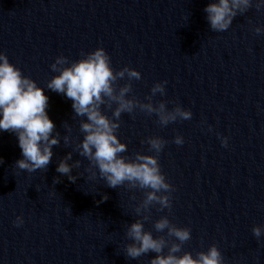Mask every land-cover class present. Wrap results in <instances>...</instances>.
Returning <instances> with one entry per match:
<instances>
[{
    "label": "clouds",
    "instance_id": "9594fccd",
    "mask_svg": "<svg viewBox=\"0 0 264 264\" xmlns=\"http://www.w3.org/2000/svg\"><path fill=\"white\" fill-rule=\"evenodd\" d=\"M253 6L260 11L264 8V0H218L208 4L204 11L211 30L224 32L238 14L246 13ZM254 31L260 34L264 29L256 27ZM50 68L58 75L47 82L46 88L64 94L73 102L74 117L81 118L79 131L83 134V139L73 151L59 161L56 171L74 183L77 176L72 175V170L80 168L81 161L75 160L72 164L68 161L76 152L89 162L86 168L89 179H96L98 171L100 179L109 188L125 186L128 190L144 191V198L135 207V213L141 219L131 223L125 232V239L129 242L124 245V255L128 259H137L155 253L149 264H224L223 255L215 244L209 246L207 251L197 252L195 258L186 251L177 255L191 239V229L173 224L167 216L160 217L153 224L158 233H165L166 230L165 235L154 237L151 231L145 230L144 225L151 219L153 206L159 205V210H170L172 207L171 193L174 188L167 181L159 163V154L167 141L161 137H148L143 142L149 145V152L154 154L136 152L132 157H127L122 155L128 151L127 144L120 141L117 133L121 126V115H132L137 110L149 116L155 114L162 127L177 120L192 118V112L179 104L171 110L167 108V101L153 104V97L165 95L167 81L153 85L151 94L145 97L147 102L130 96L132 81L140 80L141 73L128 66L114 70L111 57L103 47L82 54L81 59L71 62L68 57L60 55ZM125 79L127 82L121 85L119 81ZM48 100L44 88L24 75L20 68L9 62L5 53L0 52V130L13 132L18 138L23 159L17 160L14 166L19 170L29 173L47 170L53 157V146L60 145V133L53 135L55 124L46 111ZM105 109L112 111L111 117ZM63 127L70 133L71 128L66 122ZM63 142L66 147L71 145V136L64 135ZM173 142L182 145L184 139L177 135ZM221 142L227 147V137ZM0 163L3 161L0 160ZM53 183H59V179H54ZM107 199V195H104L103 200ZM131 199L135 200L136 197ZM23 222V217L18 216L15 225L19 227ZM252 233L259 239L264 234V228L254 226ZM166 248L167 254H164Z\"/></svg>",
    "mask_w": 264,
    "mask_h": 264
}]
</instances>
